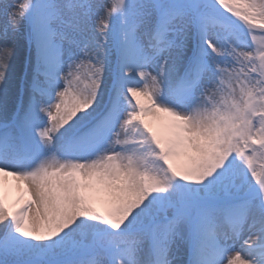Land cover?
Returning <instances> with one entry per match:
<instances>
[{"label": "snow or ice", "instance_id": "1", "mask_svg": "<svg viewBox=\"0 0 264 264\" xmlns=\"http://www.w3.org/2000/svg\"><path fill=\"white\" fill-rule=\"evenodd\" d=\"M0 264H264V0H0Z\"/></svg>", "mask_w": 264, "mask_h": 264}, {"label": "rangeland", "instance_id": "2", "mask_svg": "<svg viewBox=\"0 0 264 264\" xmlns=\"http://www.w3.org/2000/svg\"><path fill=\"white\" fill-rule=\"evenodd\" d=\"M20 48H21V50H20L21 52L19 53V55H20L21 57H23V50H24V49H25V51L27 50V49H26V46H25V43H24V41H23V39L20 40ZM25 56H27V55L24 54V57H25Z\"/></svg>", "mask_w": 264, "mask_h": 264}, {"label": "bare ground", "instance_id": "3", "mask_svg": "<svg viewBox=\"0 0 264 264\" xmlns=\"http://www.w3.org/2000/svg\"><path fill=\"white\" fill-rule=\"evenodd\" d=\"M20 50H21V48H20V45H19V53L21 52ZM25 52H26V51H25V49H24V50H23V57H24ZM26 54H27V53H26Z\"/></svg>", "mask_w": 264, "mask_h": 264}]
</instances>
